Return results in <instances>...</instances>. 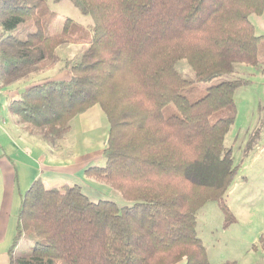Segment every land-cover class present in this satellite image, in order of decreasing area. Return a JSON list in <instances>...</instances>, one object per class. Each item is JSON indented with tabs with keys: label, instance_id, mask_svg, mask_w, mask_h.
<instances>
[{
	"label": "trees",
	"instance_id": "16d2710c",
	"mask_svg": "<svg viewBox=\"0 0 264 264\" xmlns=\"http://www.w3.org/2000/svg\"><path fill=\"white\" fill-rule=\"evenodd\" d=\"M69 1L93 19L91 36L72 35L68 21L51 34L55 14L45 0H0V86L54 69L60 47L85 43L69 81L46 79L8 110L27 133L56 146L77 116L99 106L109 123L106 163L84 174L128 204L36 179L21 199L9 264H210L197 214L217 202L227 225L234 221L226 198L239 167L225 138L235 91L247 81L211 86L195 102L185 92L237 64L259 66L264 37L250 17L264 14V0ZM182 61L193 82L178 71Z\"/></svg>",
	"mask_w": 264,
	"mask_h": 264
},
{
	"label": "rangeland",
	"instance_id": "374dc122",
	"mask_svg": "<svg viewBox=\"0 0 264 264\" xmlns=\"http://www.w3.org/2000/svg\"><path fill=\"white\" fill-rule=\"evenodd\" d=\"M45 2L49 10L55 14L51 34H60L68 21L72 35L84 37L92 35L93 19L82 15L69 0H45ZM250 21L256 35L264 37V14L252 15ZM86 48L85 43L60 47L58 53L61 61L54 70L21 81L18 85L21 86L19 91H23L32 82L39 85L46 79L69 81L70 66L81 60ZM177 69L184 79L189 82L194 81L195 75L187 62H180ZM235 80H245L247 84L235 91L236 118L225 138V146L233 152L234 165L239 167L237 177L226 198V206L234 221L227 225L226 216L219 203L209 202L198 211L197 233L207 250L210 264L237 262L264 264V51L259 66L237 64L233 74L215 79L208 84H191L185 95L191 102H195L205 96L209 87ZM9 94L10 92L4 94L2 100L6 122L5 125L0 124V147L8 141L9 135L1 128L10 127L12 119L8 105L13 101V97ZM173 112L175 109L169 107L167 113ZM71 129L56 147L49 145L48 150L54 155L57 153L63 159H73L77 155L94 153L105 148L109 123L99 106L91 108L84 115L77 116L71 123ZM2 154L0 148V156ZM105 163V158H102L96 161L95 166L103 167ZM57 185L48 186L47 183L46 186L59 187ZM103 185L111 192L102 194L99 199L115 202L119 206L128 204L117 191ZM2 194L0 173V202ZM26 249L25 244L19 251Z\"/></svg>",
	"mask_w": 264,
	"mask_h": 264
},
{
	"label": "crops",
	"instance_id": "0c3cea01",
	"mask_svg": "<svg viewBox=\"0 0 264 264\" xmlns=\"http://www.w3.org/2000/svg\"><path fill=\"white\" fill-rule=\"evenodd\" d=\"M19 84L3 92L2 106L4 94L8 92L13 97V101L19 98V94L22 92L19 91L21 89ZM31 85L35 84L32 82L29 86L32 87ZM29 86L24 90L29 89ZM5 122L6 119L3 122L4 125ZM9 125L10 127L1 128L9 135L7 136L8 141L0 147L3 153L0 156L3 186L0 202V264H9L8 252L16 235L17 215L21 199L36 179L42 178L46 185L48 183V186L49 184L60 186L59 184L63 183L79 185L83 192L95 201L101 198L102 194L111 192L103 183L88 178L84 174L85 169L95 166L96 161L103 158L101 154L104 148L94 153L77 155L73 159H63L57 153L54 155L48 150L49 144L27 133L21 125L16 123L15 117L12 116Z\"/></svg>",
	"mask_w": 264,
	"mask_h": 264
},
{
	"label": "built area",
	"instance_id": "2783aa9c",
	"mask_svg": "<svg viewBox=\"0 0 264 264\" xmlns=\"http://www.w3.org/2000/svg\"><path fill=\"white\" fill-rule=\"evenodd\" d=\"M3 92H4V90L0 86V124H3V122L5 120L4 115H3V107L1 104V96H2Z\"/></svg>",
	"mask_w": 264,
	"mask_h": 264
}]
</instances>
